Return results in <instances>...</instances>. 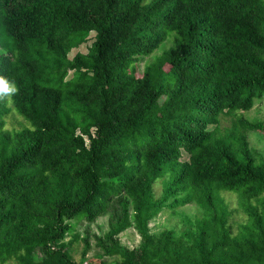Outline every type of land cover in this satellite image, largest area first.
<instances>
[{"label":"trees","instance_id":"1","mask_svg":"<svg viewBox=\"0 0 264 264\" xmlns=\"http://www.w3.org/2000/svg\"><path fill=\"white\" fill-rule=\"evenodd\" d=\"M263 94L264 0H0V264H83L70 221L108 213L116 264H264V122L240 113ZM12 109L28 124L7 128ZM222 191L248 215L235 235ZM193 203L183 231L151 233Z\"/></svg>","mask_w":264,"mask_h":264},{"label":"rangeland","instance_id":"2","mask_svg":"<svg viewBox=\"0 0 264 264\" xmlns=\"http://www.w3.org/2000/svg\"><path fill=\"white\" fill-rule=\"evenodd\" d=\"M95 38V32L92 31L88 38V41L83 43L78 48H73L69 57L73 58L77 52L87 53L92 42ZM172 42L167 40L159 45L155 51L146 56H142L138 62V72L141 74L144 70L146 63L153 61L157 55H161L165 49H167ZM72 76L70 72L69 77ZM11 105V104H10ZM245 118L249 120H259L264 122V94L260 98H256L253 107L246 111H240ZM237 118L234 116H223L221 124L223 126H231L234 120ZM6 127L9 129H21L27 125V120L20 116L14 109L6 117ZM248 140L250 146L256 151L263 152L264 150V131H252L249 133ZM264 155V154H263ZM188 154L186 152L182 155V160H187ZM163 178L157 179L154 183V193L156 197H160L163 193ZM225 200L226 205L231 211L229 217V224L231 225V231L233 235L238 233L239 226L246 223L248 215L240 204L238 195L230 191L220 192ZM171 200L168 202L170 203ZM202 213L201 209L195 203L186 204L177 208L164 206L156 216L150 221V231L154 235L160 234L165 229H175L178 232L183 231L186 228V218L195 219L196 215ZM110 214L99 216L94 221L88 220H77L74 219L70 223L74 226L73 231L68 233L63 239L64 242L68 243V248L71 256L78 262L83 264H116L119 260V255H109L100 248L98 242L99 239H104L107 232L110 230ZM78 236V239H75ZM117 242L120 247L127 249H135L141 242V235L135 228L133 219L132 225L121 231L117 236ZM89 246L88 250L87 247ZM85 250H87L85 252ZM85 252V253H84ZM38 257L42 255L40 250L36 254Z\"/></svg>","mask_w":264,"mask_h":264}]
</instances>
